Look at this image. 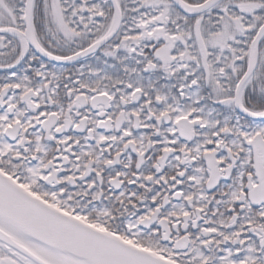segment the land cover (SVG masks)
<instances>
[{
  "label": "snow or ice",
  "instance_id": "1",
  "mask_svg": "<svg viewBox=\"0 0 264 264\" xmlns=\"http://www.w3.org/2000/svg\"><path fill=\"white\" fill-rule=\"evenodd\" d=\"M0 264H264V0H0Z\"/></svg>",
  "mask_w": 264,
  "mask_h": 264
}]
</instances>
